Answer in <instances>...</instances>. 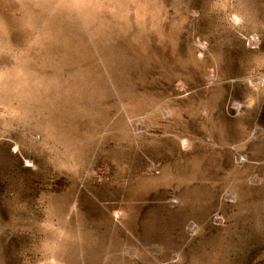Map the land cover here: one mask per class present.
Masks as SVG:
<instances>
[{
  "label": "rangeland",
  "instance_id": "obj_1",
  "mask_svg": "<svg viewBox=\"0 0 264 264\" xmlns=\"http://www.w3.org/2000/svg\"><path fill=\"white\" fill-rule=\"evenodd\" d=\"M0 264H264V0H0Z\"/></svg>",
  "mask_w": 264,
  "mask_h": 264
}]
</instances>
